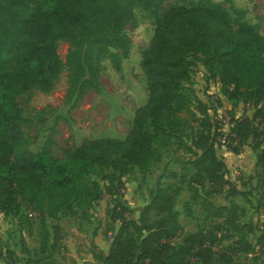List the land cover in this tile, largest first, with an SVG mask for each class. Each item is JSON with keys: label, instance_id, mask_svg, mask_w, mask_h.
<instances>
[{"label": "trees", "instance_id": "1", "mask_svg": "<svg viewBox=\"0 0 264 264\" xmlns=\"http://www.w3.org/2000/svg\"><path fill=\"white\" fill-rule=\"evenodd\" d=\"M163 1L0 0V208L19 216L28 207L37 210L43 221L58 211L75 214L78 207L93 206L107 194L105 213L120 224L107 251L94 254L99 264H244L236 254L253 245L264 252V228L253 243L232 233L243 229L233 201L214 205L204 200L206 210L225 211L222 220L182 235L173 208L178 185L156 184L137 218L125 213L119 188L122 175L133 167L146 171L171 137L194 155L187 160L194 168L190 184L200 189L219 186L230 196L245 194L228 181L219 149L227 140L228 146L235 142L230 146L233 151L248 141L257 142L264 127L259 125L264 120V34L258 24L238 20L240 13L233 17L219 3L198 0L163 7ZM136 5L149 11L154 27L140 60L148 96L131 129L123 138L84 139L63 156L48 148L28 150L15 94L32 85L50 84L60 66L55 54L59 38L72 43L66 59L72 83L85 68L93 73L108 45L126 42L121 27ZM196 63L202 74L219 82L228 100L252 104L250 114L231 112L227 131L212 121L193 128L182 115L190 103L183 82L192 76ZM187 126L188 144L182 137ZM257 156V161L263 159L264 151ZM96 171L101 182L88 180ZM46 237L34 261L48 257ZM225 238L231 239L220 245ZM0 254L4 264L29 261H16V253L8 248ZM258 264H264V255Z\"/></svg>", "mask_w": 264, "mask_h": 264}, {"label": "rangeland", "instance_id": "2", "mask_svg": "<svg viewBox=\"0 0 264 264\" xmlns=\"http://www.w3.org/2000/svg\"><path fill=\"white\" fill-rule=\"evenodd\" d=\"M196 1L164 0L163 7L172 3L189 4ZM201 1L219 3L233 17L240 13L238 20L257 23L259 31L264 34V0ZM153 27L154 18L149 11L139 5L134 6L121 27L126 42L108 45L96 62L93 73L85 68L80 75L75 76L73 83L72 70L66 63L72 43L66 37L57 39L55 54L60 66L50 84L32 85L15 94L27 149L35 152L48 148L54 155L63 156L87 138H123L131 129L139 107L147 100L148 91L140 60L150 42ZM198 65L196 63L192 66V76L183 82L190 103L182 115L193 128L212 121L221 131H227L231 112L237 115L250 114L252 104L228 100L219 82L202 74ZM259 125L263 127L264 120ZM261 131L257 142L248 141L233 151L230 146L235 142L231 141L228 146L227 140L219 149L226 164L228 181L244 189L245 194L230 196L225 190H220L219 186L205 185L200 189L190 184L188 179L194 168L187 160L194 155L171 137L160 148L159 158L146 171L141 172L133 167L122 175L119 188L121 199L127 207L125 213L137 218L142 205L149 200L150 190L156 184L178 185L173 208L181 224L180 235L215 225L222 220L225 211L206 210L204 200L214 205H229L233 201L236 204L237 220L243 224V229L232 233H241L253 243L258 230L264 228V157L257 161V154L264 151V127ZM190 133V126H187L182 134L187 144ZM91 179L101 182L98 171L89 175L88 180ZM222 183L227 187L226 182ZM108 198L107 194H103L93 204L96 207L92 204L78 207L75 214L58 211L46 216L43 221H40L37 210L28 207L22 208L23 214L19 216L0 208V251L4 248L12 249L16 253V261L29 259L28 264H48V261L72 264L75 258L68 254L72 248L79 250V258H86L89 253H99L106 246L107 240L110 242L111 234L120 224L119 220H109L105 213ZM44 235H47L45 253L48 257L34 261L41 254ZM98 236L101 237L100 242ZM65 237L70 241L67 245L63 243ZM225 239L220 245L231 238ZM236 255L244 264H258L264 252L259 253L257 245H253ZM94 262L99 264L98 261Z\"/></svg>", "mask_w": 264, "mask_h": 264}, {"label": "crops", "instance_id": "3", "mask_svg": "<svg viewBox=\"0 0 264 264\" xmlns=\"http://www.w3.org/2000/svg\"><path fill=\"white\" fill-rule=\"evenodd\" d=\"M93 206L96 207V205H93ZM98 241L99 242L101 241V237L100 236H98ZM68 242H70V241L68 240V238L65 237L63 243L65 245H67ZM109 243H110L109 240H107L106 246L102 247V250L99 253H102V254L105 253L107 251V249H108ZM68 254H69V257L75 258V260L72 259V262H73L72 264H85L84 262H88V264L89 263L94 264L95 263L94 260L97 261L94 258V255L91 254V253H89V255L86 256V258H82V257H81L82 259L79 258V256H78L79 255V250L77 251L74 248L69 250ZM80 260H81V263H80ZM0 264H4V257L1 254H0Z\"/></svg>", "mask_w": 264, "mask_h": 264}]
</instances>
